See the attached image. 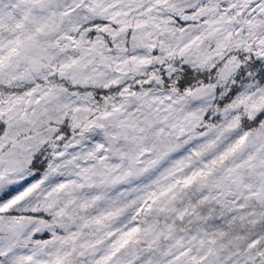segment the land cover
<instances>
[{"label": "snow or ice", "instance_id": "obj_1", "mask_svg": "<svg viewBox=\"0 0 264 264\" xmlns=\"http://www.w3.org/2000/svg\"><path fill=\"white\" fill-rule=\"evenodd\" d=\"M0 264H264V0H0Z\"/></svg>", "mask_w": 264, "mask_h": 264}]
</instances>
